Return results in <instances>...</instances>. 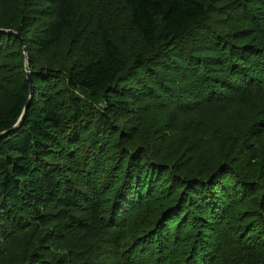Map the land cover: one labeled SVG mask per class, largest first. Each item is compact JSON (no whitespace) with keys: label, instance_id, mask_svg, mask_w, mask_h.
Here are the masks:
<instances>
[{"label":"trees","instance_id":"16d2710c","mask_svg":"<svg viewBox=\"0 0 264 264\" xmlns=\"http://www.w3.org/2000/svg\"><path fill=\"white\" fill-rule=\"evenodd\" d=\"M0 264H264V0H0Z\"/></svg>","mask_w":264,"mask_h":264},{"label":"water","instance_id":"95a60500","mask_svg":"<svg viewBox=\"0 0 264 264\" xmlns=\"http://www.w3.org/2000/svg\"><path fill=\"white\" fill-rule=\"evenodd\" d=\"M23 42V41H22ZM24 51H25V53H26V49L24 48ZM26 71H27V75H28V80H29V82H31V73H30V71H29V66H28V60H26ZM33 93V90H31V94ZM27 108H28V105H27V107H26V110H27ZM17 127V126H16ZM15 127V128H16Z\"/></svg>","mask_w":264,"mask_h":264}]
</instances>
